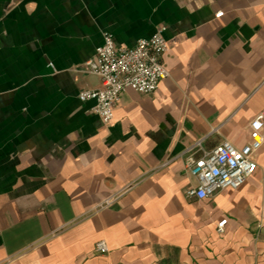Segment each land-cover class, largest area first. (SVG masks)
<instances>
[{"label": "crops", "instance_id": "0c3cea01", "mask_svg": "<svg viewBox=\"0 0 264 264\" xmlns=\"http://www.w3.org/2000/svg\"><path fill=\"white\" fill-rule=\"evenodd\" d=\"M160 26L169 77L103 124L78 100L102 87L84 63L103 33L131 47ZM261 112L264 0H0V264H264V144L203 200L174 158L242 147Z\"/></svg>", "mask_w": 264, "mask_h": 264}, {"label": "built area", "instance_id": "2783aa9c", "mask_svg": "<svg viewBox=\"0 0 264 264\" xmlns=\"http://www.w3.org/2000/svg\"><path fill=\"white\" fill-rule=\"evenodd\" d=\"M221 15V12H217L215 17ZM164 29L163 26L158 27L148 38L138 39L131 47L116 46L112 35L103 33L94 56L83 65V72L98 77L102 87L78 94L80 102L94 101L91 112L103 124H109L113 119L114 109L125 90L151 95L159 83L169 77L162 64L163 55L169 49L163 36ZM263 144L264 113L261 112L250 120L248 140L240 148L226 140L210 151L201 148L200 140L186 146L181 154L174 157H182L185 172L195 181L194 186L185 189L186 197L203 200L225 189H238L256 171L255 156ZM171 160L172 158L168 159L161 166L167 165ZM115 199L116 196H113L99 207L108 206ZM225 224L226 219L217 223L218 235L223 233ZM107 252L104 240L93 244L94 255Z\"/></svg>", "mask_w": 264, "mask_h": 264}]
</instances>
